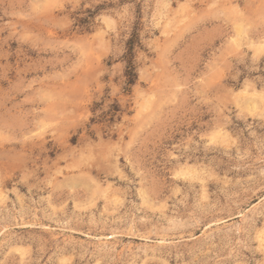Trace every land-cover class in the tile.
<instances>
[{"label":"rangeland","instance_id":"1","mask_svg":"<svg viewBox=\"0 0 264 264\" xmlns=\"http://www.w3.org/2000/svg\"><path fill=\"white\" fill-rule=\"evenodd\" d=\"M0 264H264V0H0Z\"/></svg>","mask_w":264,"mask_h":264},{"label":"trees","instance_id":"2","mask_svg":"<svg viewBox=\"0 0 264 264\" xmlns=\"http://www.w3.org/2000/svg\"><path fill=\"white\" fill-rule=\"evenodd\" d=\"M132 42L133 41H129L128 43V60H127V67H126V76L129 78L128 84H131L133 82V77H134V66L132 64Z\"/></svg>","mask_w":264,"mask_h":264}]
</instances>
